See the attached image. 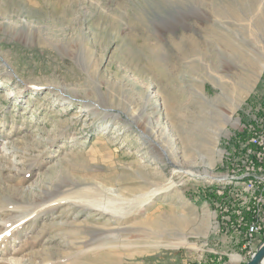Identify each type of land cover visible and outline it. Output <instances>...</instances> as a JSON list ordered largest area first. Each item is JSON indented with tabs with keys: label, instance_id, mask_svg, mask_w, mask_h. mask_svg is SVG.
Returning <instances> with one entry per match:
<instances>
[{
	"label": "rangeland",
	"instance_id": "1",
	"mask_svg": "<svg viewBox=\"0 0 264 264\" xmlns=\"http://www.w3.org/2000/svg\"><path fill=\"white\" fill-rule=\"evenodd\" d=\"M257 24L264 0H0V264H227L211 239L247 264L264 240Z\"/></svg>",
	"mask_w": 264,
	"mask_h": 264
},
{
	"label": "bare ground",
	"instance_id": "2",
	"mask_svg": "<svg viewBox=\"0 0 264 264\" xmlns=\"http://www.w3.org/2000/svg\"><path fill=\"white\" fill-rule=\"evenodd\" d=\"M257 31H262V30H264V24H257ZM262 36V35H261ZM263 37H264V34H263ZM219 41L221 40V42L222 43H224V45L225 46H227V47H229V48H233V43H232V41H230V39L229 38H220V39H218ZM258 42H261L260 40H257ZM240 59H242V58H240ZM246 62L247 63H249V61L248 60H246ZM256 65H259L258 63L256 64ZM260 67V66H259ZM206 77L208 78V79H210V78H212L211 77V75H209V74H207L206 75ZM246 82V81H245ZM227 85V84H226ZM226 91H227V89L225 90V89H223L222 88V92H221V94H220V96H219V98H223V97H225V94H226ZM248 91H249V87L248 86H241V85H239V88H238V93H239V95H244V94H247L248 93ZM64 95V94H63ZM61 96V95H60ZM3 99H12V98H14V92L13 91H9V90H7V91H4V93H3V95L1 96ZM73 99L74 98H72V97H70L69 95H68V97H67V99H65L64 98V100H66V101H68V102H72L73 101ZM81 100V99H80ZM242 102V101H241ZM170 99L169 98H166L165 99V101L163 102V103H154V108L156 109V114H160V115H166V116H168L169 114H166V110H167V108L169 107L170 108ZM238 105V104H237ZM97 107V106H96ZM100 108V107H99ZM110 111V110H109ZM96 112V111H95ZM96 113H99L98 111L96 112ZM107 113V112H106ZM113 113V112H112ZM138 121L136 120L135 121V123H137ZM139 123V122H138ZM234 125L235 126H237L238 125V122H235L234 123ZM122 133H119V135H121ZM157 147V149H158V146L156 145V144H154V148H156ZM219 154H220V157H222V153L221 152H219ZM146 159V158H145ZM184 173L185 174H191V175H195V174H197V173H195V172H193V171H190V170H185L184 171ZM208 173V172H207Z\"/></svg>",
	"mask_w": 264,
	"mask_h": 264
},
{
	"label": "crops",
	"instance_id": "3",
	"mask_svg": "<svg viewBox=\"0 0 264 264\" xmlns=\"http://www.w3.org/2000/svg\"><path fill=\"white\" fill-rule=\"evenodd\" d=\"M261 238V237H259ZM258 238V240H259ZM227 244V245H224ZM211 245L215 248H217V250L219 249L221 252H225V256L228 257V262L227 264H246L247 262V258L241 256L240 254H233V253H237L231 246V244H228L227 241H223V243L220 245L219 241H216L215 239H211ZM244 247V246H243ZM231 248L233 250H231ZM245 248V247H244ZM228 251H231L230 253H227ZM191 253V252H190ZM157 253H154V264H158V258L156 257ZM226 259V258H225ZM137 264H144V262H140ZM215 264H220V263H215Z\"/></svg>",
	"mask_w": 264,
	"mask_h": 264
},
{
	"label": "water",
	"instance_id": "4",
	"mask_svg": "<svg viewBox=\"0 0 264 264\" xmlns=\"http://www.w3.org/2000/svg\"><path fill=\"white\" fill-rule=\"evenodd\" d=\"M247 264H264V241Z\"/></svg>",
	"mask_w": 264,
	"mask_h": 264
},
{
	"label": "built area",
	"instance_id": "5",
	"mask_svg": "<svg viewBox=\"0 0 264 264\" xmlns=\"http://www.w3.org/2000/svg\"><path fill=\"white\" fill-rule=\"evenodd\" d=\"M262 135H264V134H262ZM261 138H262V136L257 138V139H253L252 142L255 143L253 145H258L259 143L264 142V140H262ZM250 143H251V141H250ZM252 231H256L257 232L258 228L257 227H252ZM248 246L251 247V244L249 243ZM251 253L254 254V252H252V251H251ZM253 254L251 256H253Z\"/></svg>",
	"mask_w": 264,
	"mask_h": 264
},
{
	"label": "trees",
	"instance_id": "6",
	"mask_svg": "<svg viewBox=\"0 0 264 264\" xmlns=\"http://www.w3.org/2000/svg\"><path fill=\"white\" fill-rule=\"evenodd\" d=\"M264 241V240H263Z\"/></svg>",
	"mask_w": 264,
	"mask_h": 264
}]
</instances>
